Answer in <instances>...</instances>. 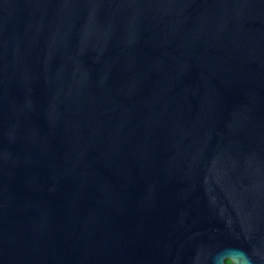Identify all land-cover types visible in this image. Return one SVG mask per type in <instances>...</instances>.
I'll list each match as a JSON object with an SVG mask.
<instances>
[{
  "label": "water",
  "instance_id": "obj_1",
  "mask_svg": "<svg viewBox=\"0 0 264 264\" xmlns=\"http://www.w3.org/2000/svg\"><path fill=\"white\" fill-rule=\"evenodd\" d=\"M264 264V0H0V264Z\"/></svg>",
  "mask_w": 264,
  "mask_h": 264
},
{
  "label": "trees",
  "instance_id": "obj_2",
  "mask_svg": "<svg viewBox=\"0 0 264 264\" xmlns=\"http://www.w3.org/2000/svg\"><path fill=\"white\" fill-rule=\"evenodd\" d=\"M224 264H231L228 260H224Z\"/></svg>",
  "mask_w": 264,
  "mask_h": 264
}]
</instances>
